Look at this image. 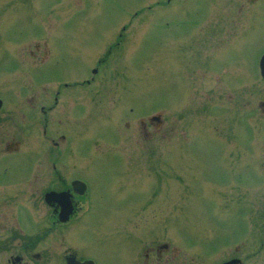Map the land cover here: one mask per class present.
Instances as JSON below:
<instances>
[{
  "label": "rangeland",
  "instance_id": "rangeland-1",
  "mask_svg": "<svg viewBox=\"0 0 264 264\" xmlns=\"http://www.w3.org/2000/svg\"><path fill=\"white\" fill-rule=\"evenodd\" d=\"M156 1L30 0L27 4L0 0V98L5 100L0 113L24 121L33 112L29 98L40 99L42 86L50 91L59 81L81 82L91 76L97 59H106L96 82H106L111 91L103 111L96 112L95 124L80 128L79 141L74 142L80 150L73 159L83 166L82 176L93 185L95 207L86 217L88 226L75 232L74 241L96 264H143L145 248L160 243L178 250L168 261L163 256L160 264H218L236 244L225 236L237 224V212L264 207L262 202L237 200L229 186L218 183L221 160L216 147L221 124L217 111L225 96L208 67L205 88L199 85V74L186 77L189 36L181 23L155 25L152 19L158 13L147 12L146 7ZM204 1L176 0L175 18L184 20L187 12L200 17L195 12ZM161 14L165 17L167 11ZM140 17L142 24L136 21ZM197 28H193L196 33ZM119 34L124 35L120 44L108 51ZM250 36L257 61L264 48L263 20L255 21ZM44 48L50 51L46 63L40 60ZM255 84L259 99L264 83ZM70 93L66 90L64 96ZM81 98L87 100L85 95ZM157 114L167 127L144 136L139 119ZM259 114L257 109L256 119H251L254 146L262 145L264 139V115ZM230 115L224 112L221 118L227 120ZM115 116L120 120L119 138L105 134L111 129L108 121ZM81 119L84 122L89 117L82 115ZM170 123L175 125V137L169 133ZM92 127L95 149L84 153ZM240 134V145H244L243 126ZM207 148L214 153L205 159ZM262 189L264 185L257 187V195H263ZM245 193L247 199L250 192ZM259 254L264 255V250Z\"/></svg>",
  "mask_w": 264,
  "mask_h": 264
},
{
  "label": "flooded vegetation",
  "instance_id": "flooded-vegetation-1",
  "mask_svg": "<svg viewBox=\"0 0 264 264\" xmlns=\"http://www.w3.org/2000/svg\"><path fill=\"white\" fill-rule=\"evenodd\" d=\"M198 5L200 10L195 14L200 17L193 18L192 12H187L184 20L175 18L176 0H157L155 5H147L146 10L158 13V17L152 19L158 27L184 26L190 42L184 58L186 77L193 79V75L199 74V85L205 88L208 67L213 71L214 83L225 96L217 111L221 124L217 137L220 145L216 147L221 160L218 183L229 186L237 200L262 202L264 207V193H256L257 187L264 185V139L262 145H252L253 129L250 127L251 119L257 117V109L259 115H264V90L259 99L255 96V82L264 83L260 69L264 48L256 61V49L250 46L255 21H264V0H205ZM161 10L167 11L165 17ZM136 19L140 24L144 22L141 17ZM194 26H198L197 33ZM123 36L119 34L118 39L111 40L114 44L108 45L107 50L119 45ZM38 47L36 45L37 50ZM49 52L46 48L40 52L42 63L47 62ZM31 54L36 55V52L31 51ZM105 64L106 59H97L95 66L90 68L91 76L81 82L59 81L50 91L42 86L40 99L29 98L33 112L24 116V121L10 113H0V264H67L72 257L80 263L92 260L96 264L93 256L73 239L75 232L86 229V217L95 208L93 185L89 178L82 176L83 166L73 157L80 150L75 147L80 128L86 123L95 124L96 112L103 111L106 96L111 91L106 82H96ZM179 73L182 74V70ZM66 90L71 93L65 97ZM83 95L87 100L81 98ZM0 100L2 111L5 100ZM224 112L231 114L227 120L221 118ZM82 115L89 119L82 122ZM119 123L117 116L108 121L111 129L105 134L119 138L122 135ZM123 124L130 127L128 121ZM139 126L144 136L157 134L167 127L158 114L148 116L147 120L140 118ZM241 126L244 145H240ZM23 127L26 129L22 130ZM169 127L170 135L175 137V125L170 123ZM92 132L84 153L94 148L93 127ZM25 135L27 141H24ZM225 141L239 145H225ZM211 149L203 151L205 159L211 158L210 153H214L208 151ZM245 192H250L247 199ZM237 214V224L229 228L231 232L225 236L236 244L218 264H264V255H258L264 250V209L238 211ZM177 254L178 250L168 243L149 246L145 248L143 264L149 261L160 264L163 256L168 261Z\"/></svg>",
  "mask_w": 264,
  "mask_h": 264
},
{
  "label": "water",
  "instance_id": "water-1",
  "mask_svg": "<svg viewBox=\"0 0 264 264\" xmlns=\"http://www.w3.org/2000/svg\"><path fill=\"white\" fill-rule=\"evenodd\" d=\"M260 69H261L262 75L264 76V55L262 56L261 61H260ZM0 106H1V100H0ZM67 264H94V262L92 260H88V261H85L84 263H80L75 258L72 257L68 259Z\"/></svg>",
  "mask_w": 264,
  "mask_h": 264
}]
</instances>
